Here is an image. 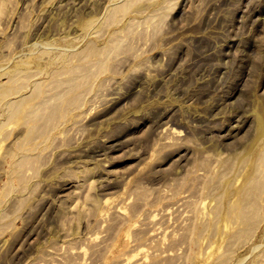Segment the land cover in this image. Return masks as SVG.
<instances>
[{"label":"rangeland","instance_id":"374dc122","mask_svg":"<svg viewBox=\"0 0 264 264\" xmlns=\"http://www.w3.org/2000/svg\"><path fill=\"white\" fill-rule=\"evenodd\" d=\"M0 264H264V0H0Z\"/></svg>","mask_w":264,"mask_h":264}]
</instances>
